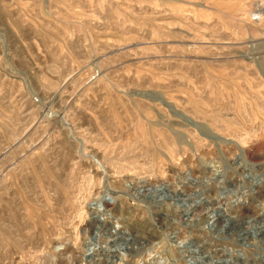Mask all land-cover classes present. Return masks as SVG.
I'll list each match as a JSON object with an SVG mask.
<instances>
[{
	"label": "rangeland",
	"instance_id": "rangeland-1",
	"mask_svg": "<svg viewBox=\"0 0 264 264\" xmlns=\"http://www.w3.org/2000/svg\"><path fill=\"white\" fill-rule=\"evenodd\" d=\"M263 260L264 0H0V264Z\"/></svg>",
	"mask_w": 264,
	"mask_h": 264
},
{
	"label": "bare ground",
	"instance_id": "bare-ground-1",
	"mask_svg": "<svg viewBox=\"0 0 264 264\" xmlns=\"http://www.w3.org/2000/svg\"><path fill=\"white\" fill-rule=\"evenodd\" d=\"M264 261V260H263ZM259 263V262H258Z\"/></svg>",
	"mask_w": 264,
	"mask_h": 264
}]
</instances>
